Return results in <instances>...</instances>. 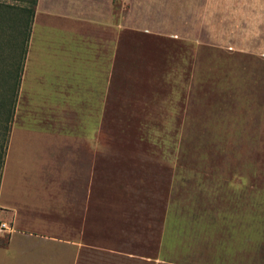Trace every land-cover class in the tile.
Segmentation results:
<instances>
[{
    "label": "rangeland",
    "instance_id": "1",
    "mask_svg": "<svg viewBox=\"0 0 264 264\" xmlns=\"http://www.w3.org/2000/svg\"><path fill=\"white\" fill-rule=\"evenodd\" d=\"M24 6L0 0L8 169L24 139L35 144L34 155L48 139L98 143L91 155L99 157L100 182L109 181L100 198L110 212L96 236L106 241L79 264H264V34H255L252 5L112 2L109 90L98 114L78 117L77 131L68 126L72 116L44 106L42 91L30 99L19 87L15 94L29 20V12L19 13ZM15 129L32 133L25 138Z\"/></svg>",
    "mask_w": 264,
    "mask_h": 264
},
{
    "label": "crops",
    "instance_id": "2",
    "mask_svg": "<svg viewBox=\"0 0 264 264\" xmlns=\"http://www.w3.org/2000/svg\"><path fill=\"white\" fill-rule=\"evenodd\" d=\"M112 2L35 0L19 79L21 98L30 99L34 89L42 91L44 106L53 114L72 116L74 123L68 126L74 128L79 116L98 114L115 67ZM241 2L258 13L253 27L255 34H264V0ZM15 131L25 138L32 133ZM32 144L29 139L18 143L19 155L10 171L7 143L0 222L10 232L5 242L0 234V264H79L84 252L103 250L106 241L96 236L100 221L108 224L106 210L110 212L108 201L100 198L109 181L100 182L99 157L91 155L98 143L77 135L66 141L48 139L36 155Z\"/></svg>",
    "mask_w": 264,
    "mask_h": 264
},
{
    "label": "trees",
    "instance_id": "3",
    "mask_svg": "<svg viewBox=\"0 0 264 264\" xmlns=\"http://www.w3.org/2000/svg\"><path fill=\"white\" fill-rule=\"evenodd\" d=\"M12 1L20 2V3L25 5L23 8L22 7L20 8L21 10H20L19 13H21V12L28 13L29 12V18H28L29 20H28L27 33H26V36H25L24 48H23V51H22V55H21V59H20L19 67H18V71L16 73L17 75H14L15 73L13 74L15 76L13 84H14V90H15V94H16V91H17V89L19 87V79H20V75H21V71H22V63H23V60H24V57H25L26 44H27V39H28V36H29L30 23H31V18H32V14H33V7L35 5V0H12ZM5 5H7V4H5ZM11 101H14V100L11 99ZM11 111H12V108H10V110H8V113H11ZM6 133H7L6 130L4 132L0 131V176H1V171H2V166H3V159H4V154H5V147H6Z\"/></svg>",
    "mask_w": 264,
    "mask_h": 264
},
{
    "label": "built area",
    "instance_id": "4",
    "mask_svg": "<svg viewBox=\"0 0 264 264\" xmlns=\"http://www.w3.org/2000/svg\"><path fill=\"white\" fill-rule=\"evenodd\" d=\"M0 232H10V227L5 223L0 222Z\"/></svg>",
    "mask_w": 264,
    "mask_h": 264
}]
</instances>
